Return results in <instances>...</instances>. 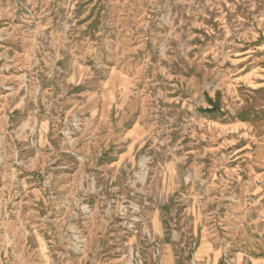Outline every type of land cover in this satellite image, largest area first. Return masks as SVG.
Masks as SVG:
<instances>
[{"label":"rangeland","instance_id":"rangeland-1","mask_svg":"<svg viewBox=\"0 0 264 264\" xmlns=\"http://www.w3.org/2000/svg\"><path fill=\"white\" fill-rule=\"evenodd\" d=\"M0 264H264V0H0Z\"/></svg>","mask_w":264,"mask_h":264}]
</instances>
